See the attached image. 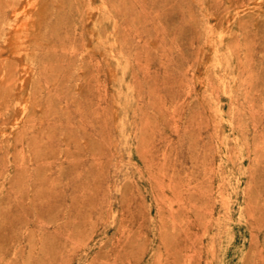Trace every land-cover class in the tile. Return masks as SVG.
<instances>
[{
  "label": "rangeland",
  "instance_id": "1",
  "mask_svg": "<svg viewBox=\"0 0 264 264\" xmlns=\"http://www.w3.org/2000/svg\"><path fill=\"white\" fill-rule=\"evenodd\" d=\"M0 264H264V0H0Z\"/></svg>",
  "mask_w": 264,
  "mask_h": 264
}]
</instances>
